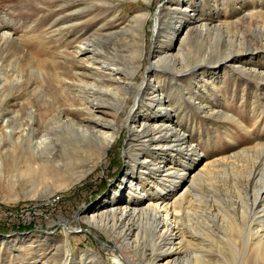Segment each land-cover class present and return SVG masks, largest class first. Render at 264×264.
Listing matches in <instances>:
<instances>
[{"label": "bare ground", "instance_id": "obj_1", "mask_svg": "<svg viewBox=\"0 0 264 264\" xmlns=\"http://www.w3.org/2000/svg\"><path fill=\"white\" fill-rule=\"evenodd\" d=\"M145 1L152 3L153 0ZM104 4L108 5L109 3L104 2ZM188 5L186 2H180L175 12H182L185 8L187 10ZM147 12V10H141L130 25L118 32L114 31L115 38H118L120 34L125 35L124 39H127L133 49L138 47L136 53L139 57H143L146 50L145 26L149 17ZM247 15L244 18L249 17L252 20L255 14ZM9 20L7 17L1 18L0 25L6 27ZM224 20L219 25L211 26L203 23L196 25L193 32L189 30V25L186 22L183 20L178 22L179 25L174 32V35L176 33L175 41L178 42L177 49L169 50L170 48H168V50L164 49L159 53L160 57L149 66L150 73L141 85L136 84L133 78L123 75L125 74L124 69L114 59L104 58L98 52V48L91 56L85 55L90 48H93L94 40L102 38L101 36L97 35L93 41H90L89 38L85 39L84 35H79L80 31L74 32L73 39L64 50L61 48L63 51L60 53L66 54L62 57L70 55L71 59L77 60L79 66L86 69L91 68L92 75L86 74V77L92 81L81 80V87L78 86L77 89L72 87L75 82L70 84L65 81L67 85L60 86V94L64 93L61 94L63 95L61 97L67 102L72 89L75 90L78 97L84 100V107L65 109L59 107L55 101L59 97V93L52 90V93L48 95L51 103L43 101L44 107L42 110L40 109L41 113L34 110L33 105L29 106L31 108L26 117L25 128L17 141H13L12 137L15 135L16 129L18 127L20 129L24 125L25 119L22 118L23 120L20 122L19 114L10 118L6 123L10 131L6 132V141H4L8 142L10 138L9 143L12 144L13 151H10L13 155L10 158V171L15 173L22 167L19 166L20 164L27 163L26 170L31 174L45 169V172L51 174L54 180H64L67 177H76L74 182L81 180L84 176L78 175L79 171L92 166L93 161H96L97 165L101 164L115 144L120 130L128 122L129 115L121 124L118 121L119 111L126 106L128 95L142 92L141 94L149 99V103L159 109L154 113L147 114L152 118L151 124H148L145 116L141 119L136 116L133 119L131 135L141 138L142 136L139 135L146 133L148 128L149 147L155 149L156 152L161 151L154 154L169 153V156L163 159L164 164L155 163L147 157L145 161L134 166L124 180L128 182V185L125 182L122 184L121 196L117 199L118 202L115 206L109 208L107 202L103 208L97 209L88 218L89 225L103 232L116 233L119 231L125 238L124 243L126 242L128 247L130 246L132 253H139L138 242L141 240L142 234L139 221L141 220L140 222L145 227H150L149 224L153 225L151 227L153 237L151 247L154 251L149 264H193V260L191 263L188 262L189 258H194L197 264H207L208 261H205L206 258L204 260V254L216 250L215 246H220L223 242H229L232 247H237L239 245L235 243L238 241L243 242L241 246L245 248L249 245L253 247L256 245L258 251L264 250V157L262 161L256 158L260 150L264 155V140L260 136L249 133L264 124V89H262L264 70L261 71L257 67L263 55L262 57L250 56L248 58L243 56L250 52L246 48L248 39L245 33L238 30V24L243 19L230 23L227 21L228 18H224ZM68 23L64 22L62 25L58 19L52 22L53 33L61 25L66 31V35L61 34L56 37L66 38L70 32L75 31V28L73 29V26ZM195 23L198 22L194 21ZM75 25L77 26V24ZM252 32L264 44V28L257 26L256 30L252 29ZM10 36L11 33H8L4 38L8 40ZM31 36L38 38L36 35ZM227 40L229 42L228 49L223 54L220 53L218 56H216L217 52L214 55L205 54L204 58L197 59L187 67L180 66L179 57L185 58L183 55L185 48L191 45L193 47L200 46L203 41L212 42L209 44L218 47L219 44H223ZM120 41L124 43L122 40ZM170 45L172 46V44ZM70 46L72 51L69 52ZM31 62L34 63L30 61L27 65ZM209 67L215 68L211 69L213 71L212 74H209L211 79L207 80L203 77V73L207 72L206 69ZM31 69L36 73L40 70L45 73L41 66H32ZM219 69L225 71L221 72ZM225 72L233 74V77L240 78L244 82L251 79L255 83L257 90L250 94L251 104L255 107L254 113L257 114L254 120L249 119L248 115L240 109L241 105L233 106L234 100H236L235 92L231 95L225 89L226 87L221 85L225 80ZM189 78L194 81L198 80V89L201 87L206 93L202 95L198 89L197 92H192L184 88L182 83ZM48 79L49 82L56 80L54 78L51 80V77ZM169 82L174 85L170 94L166 92ZM207 85L210 90L207 89ZM227 94L231 96L228 97ZM220 96H223L225 100L224 102L220 101L224 104V109L217 103ZM3 97L4 88L1 84L0 99ZM109 102L120 104V106L118 112L113 113V118H104L99 115L101 112L99 109L109 106ZM75 110L86 113V117L75 121L62 116L65 111ZM53 113L55 114L52 117ZM215 113L227 120L222 126L226 130V138L233 139V144H229L231 149L226 153L221 152L218 142L214 143L217 146L218 155L222 156L209 158L205 153H201L197 143L198 140H203L202 133L204 134V132L193 120L198 119V115L208 116ZM42 115L45 116L44 120ZM229 126L236 129L234 133L228 132ZM240 131L246 135V141L251 142L249 143L250 147L238 146L234 142L239 137ZM2 136L3 134L0 133V147L3 145ZM19 153L21 155L17 156ZM7 154L9 152H6L4 157H7ZM4 161L6 158L4 160L0 154V181L3 180L5 168L8 166V163L4 164ZM32 161H35V164L29 166ZM148 162H152V164H148ZM155 172L159 173V178L149 177ZM150 179L156 188L160 187L159 193L152 192V188L148 189L149 191L145 190L143 180ZM230 188L236 192L231 201V206L233 210H237L236 212H228L222 208L225 201L219 194ZM245 196L249 197L247 202ZM241 202L244 205L240 206L239 210L234 208ZM225 223L226 229H224ZM13 236L3 235L2 237ZM115 251L120 254L124 263L134 264L130 259L125 258L121 248H115ZM115 259L117 264H122L118 257ZM94 262L92 260L90 264H95Z\"/></svg>", "mask_w": 264, "mask_h": 264}, {"label": "rangeland", "instance_id": "obj_2", "mask_svg": "<svg viewBox=\"0 0 264 264\" xmlns=\"http://www.w3.org/2000/svg\"><path fill=\"white\" fill-rule=\"evenodd\" d=\"M104 2L109 4L105 5ZM180 2L189 4L188 9L185 8L182 11L184 13L175 12ZM263 2V0H153L152 3L145 0H0V20L3 17L10 19L7 21L6 27L0 25V85L2 84L4 88V97L0 99V133L3 134L0 154L4 160L6 158L4 164L8 163L3 180L0 181V234L14 235L13 237L0 236V264H90L92 260L95 261V264H117L116 257L120 259L122 264H126L120 254L115 251V248L118 247L121 248L125 258L132 261L131 263L149 264L151 254L154 251L151 247L153 243L151 227L153 225L149 224L150 227H145L140 222L141 220L139 221L142 232L141 240L138 242L139 253H132L130 246L128 247L127 243H124L125 238L119 231L116 233L99 231L91 227L87 221L97 209L103 208L107 202L109 208L115 206L118 202L117 199L121 196L123 182L128 185V182L124 180L139 162H143L149 157L148 159L155 161V163L164 164L163 159L169 156V153L154 154L161 151L156 152L155 149L149 147L148 137L150 133L148 128L146 133L139 135L142 136L141 138L131 135V128L134 125L133 119L136 116L140 119L145 116L148 124H151L152 118H150L151 116L148 117L147 114L154 113L159 109L154 108L149 103V99L141 94L142 92H134L128 95V102L124 109L119 111L120 116L118 118L119 124H121L129 115L128 122L120 130V135L112 149L108 151L104 161L99 165L93 161L92 166L79 171L78 175L84 176L81 180L74 182L76 177L54 180L51 174L45 172V169L31 174L26 170L27 163L20 164L19 166L22 167L15 173L10 171V158L13 155L11 152L13 151L12 144L9 143L10 138L8 142H4L6 141V132L9 133L10 131L6 124L10 118L19 114L20 122L25 119L24 125L20 129L18 127L12 137L13 141H17L25 128L29 109L33 105L34 110L41 113L42 107H44L43 101L51 103L48 95L52 93V90L59 93V97L55 100L59 107L63 109L84 107V100L78 97L75 90L72 89L67 102L61 97L63 96L61 94L64 93L61 92L60 94V86L67 85L65 81L70 84L75 82L72 84L75 89L81 85V80L92 81L86 77L88 74L92 75L93 70L91 71V68L86 69L79 66L77 60L71 59L70 55L62 57L66 54L60 53L71 42L74 32L80 31L78 34L84 35V38H89L90 41H93L97 35L101 36L102 38L94 40L97 45L92 44L93 48H90L85 55L91 56L98 48V52L104 58L114 59L124 69L125 74L123 75L133 78L136 84L141 85L150 73L149 66L160 57L161 54L159 53L163 52L164 49L168 50V48H170L169 50L177 49L178 42L175 41L176 33L174 35V32H176L178 22L181 20L186 22L189 25V30L193 32L194 27L202 23L213 26L223 23L224 18H228L229 23L243 19L238 24V30L245 33L248 39L246 48L250 50L243 56L248 58L250 56L262 57L263 55L257 66L259 70L263 71L264 44L252 32V29L256 30L257 26L264 28ZM141 10H147L149 14L145 26L146 50L143 57L137 55L138 47L133 49L127 39H124L125 35L120 34L118 38L114 37V31L118 32L130 25L133 18ZM246 13L255 14L253 15L254 18L252 20L249 17L244 18V16H248ZM56 19L62 22V25L64 22H69L68 24L72 25L75 31L70 32L66 38L56 37V35H66L62 25L55 29V33L52 32L54 29L51 28V24ZM194 21L198 23L194 24ZM191 24L194 25L191 26ZM8 33H11V36L6 40L4 36ZM31 35H36L38 38H32ZM209 43L212 42L203 41L200 46L193 47L191 45L185 48V52H183L185 58L179 57L180 62L178 60L177 62L180 63L181 67H187L196 62L197 59L204 58L205 54L214 55L216 52V56L220 53L223 54L229 45L228 40L219 44L218 47ZM69 48V52L72 51L71 46ZM30 61L35 64L31 62L32 65H27ZM32 66L43 67L42 70L45 73L41 70L42 74L38 71L36 73L31 69ZM156 68L158 69L157 66ZM214 68H207L203 77L207 80L211 79L209 74H212L211 69ZM223 70L219 69L221 72L225 71ZM48 75L52 78L51 80H56L49 82ZM224 75L225 80L221 85L225 86L231 95L234 92L236 94L233 106L241 105L240 109L248 115L249 119L254 120L257 114L254 113L255 107L251 104L250 94L257 90L255 83L251 79L247 80V83L240 78L236 79L233 74L228 72L227 74L225 72ZM197 82L198 80L194 81L189 78L182 84L189 91L197 92ZM167 86L166 92L170 94L174 85L169 82ZM207 89L210 90L208 85ZM262 89H264V85ZM198 90L201 91L202 95L206 93L201 87ZM227 95L228 97L231 96ZM220 98H218L217 103L221 107L224 105L221 102L225 100L223 96ZM119 106L120 104L109 102V106L99 109L101 111L99 115L104 118H113V113L118 112ZM216 113L208 116L198 115V119L193 120L204 132V134L202 133L203 140H198L197 143L201 153H205L209 158L222 156L218 155L219 152L216 151L218 149L214 143L218 142L221 152L226 153L231 149L229 144H233V139L228 140L226 138V130L222 126L227 120ZM54 114L51 116L53 117ZM86 115V113L76 110L62 113L65 119L75 121L86 117ZM41 117L43 120L45 119V116L42 115ZM228 128L229 133H234L236 130L231 126ZM249 133L260 136L264 140V124L254 129V132ZM239 137L234 140L238 146L250 147L251 144L249 143L251 142L246 141L247 137L244 133L241 132ZM6 152H9L10 155L7 154V157H4ZM20 155L19 153L17 156ZM263 157L264 155L260 150L256 158L262 161ZM149 163L152 164V162ZM34 164L35 161H32L29 166ZM94 164H96L95 167ZM149 177L159 178V173H152ZM148 181L143 180L145 190L152 188V192L159 193L160 187L156 188L150 182L152 179ZM225 183L228 185L227 182ZM219 195L225 201L222 208L228 212L237 211L233 210L231 206V201L236 195L234 189L230 188ZM245 198L247 202L249 197L245 196ZM243 205L241 202L234 208L239 210V207ZM224 229H226V223ZM235 244H238L237 247L239 248L232 247L229 242L215 246L216 250L204 254V260L206 258L207 264H264L263 249L258 251L256 245L254 247L249 245L245 248L241 246L243 242L238 241ZM191 261L193 264H197L194 258H189L188 262L191 263Z\"/></svg>", "mask_w": 264, "mask_h": 264}, {"label": "water", "instance_id": "obj_3", "mask_svg": "<svg viewBox=\"0 0 264 264\" xmlns=\"http://www.w3.org/2000/svg\"><path fill=\"white\" fill-rule=\"evenodd\" d=\"M0 236L2 237V236H3V234H0Z\"/></svg>", "mask_w": 264, "mask_h": 264}]
</instances>
